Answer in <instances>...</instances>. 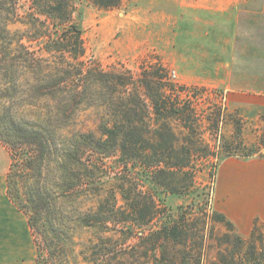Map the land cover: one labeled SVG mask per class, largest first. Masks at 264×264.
<instances>
[{
  "label": "rangeland",
  "instance_id": "374dc122",
  "mask_svg": "<svg viewBox=\"0 0 264 264\" xmlns=\"http://www.w3.org/2000/svg\"><path fill=\"white\" fill-rule=\"evenodd\" d=\"M80 14L87 65L138 74L147 66L161 64L172 81L185 86L182 95L192 100L200 121L202 146L196 150L199 156L188 193H170L145 181V188L155 194L164 214L148 231L184 217L190 238L182 247L197 250L203 246L204 264L230 252L238 254L236 260L242 264H264V219L256 216L244 227L226 213V197L220 194L225 161L264 158V0H123L116 9H101L84 1ZM9 106L7 100L2 101L4 116L9 114ZM22 108H14L15 119L37 120L34 108L30 107L34 112L21 113ZM95 112L84 107L76 126L96 131L99 117ZM176 132L180 135L177 146L182 147L186 132L181 126ZM69 133L50 137L51 148L32 167L12 156L15 164L9 196L29 221V202L42 190L55 225L51 232L53 254L46 252L32 231L34 256L24 264H101L89 247L101 236L111 235L82 225L77 217L80 212L96 210L107 196L114 185L118 159L116 155H94L96 161L88 163V154L66 153ZM204 147L211 154L207 158L202 157ZM79 158L85 165L74 164ZM92 172H99L95 184L80 188L83 179L93 177ZM116 194L122 203L121 195ZM220 215L232 223L231 229ZM232 233L240 236L243 245L233 237L225 238ZM151 256L155 262L160 254Z\"/></svg>",
  "mask_w": 264,
  "mask_h": 264
},
{
  "label": "trees",
  "instance_id": "16d2710c",
  "mask_svg": "<svg viewBox=\"0 0 264 264\" xmlns=\"http://www.w3.org/2000/svg\"><path fill=\"white\" fill-rule=\"evenodd\" d=\"M84 1L101 9H116L123 2L0 0V105L4 100L10 104L7 116L5 108L0 109V142L27 167L39 162L40 155L51 148L50 137H62L66 131L70 132L64 145L66 153L88 154V163L96 161L94 155H116L119 167L113 171L114 185L96 210L80 212L77 217L82 225L111 234L101 236L89 247L98 263L204 264L203 246L197 250L182 247L190 238L184 217L148 231L164 214L155 194L145 188L147 181L170 193H188L199 156L196 150L202 146L195 106L183 97L185 86L172 81L161 64L147 66L138 74L124 68L104 71L98 64L87 65L78 15ZM18 105L23 107L21 113L34 112L30 107L34 108L37 120L15 119ZM86 106L99 117L96 131L76 126ZM179 126L186 132L182 147L177 146ZM210 155L204 147L202 157ZM85 162L79 158L74 164ZM97 174L83 179L80 188L89 189ZM42 192L34 193L35 198L29 202V224L37 241L41 240L51 255L55 225ZM219 217L230 229L233 227L224 215ZM232 237L243 245L239 235H225L228 240ZM153 254L155 262L151 261ZM50 255L47 259L52 260ZM236 255H220L212 264H242Z\"/></svg>",
  "mask_w": 264,
  "mask_h": 264
},
{
  "label": "crops",
  "instance_id": "0c3cea01",
  "mask_svg": "<svg viewBox=\"0 0 264 264\" xmlns=\"http://www.w3.org/2000/svg\"><path fill=\"white\" fill-rule=\"evenodd\" d=\"M12 158L9 147L0 142V264H24L35 249L29 221L8 194ZM220 194L226 197V213L244 227L256 216L264 219V158L225 161Z\"/></svg>",
  "mask_w": 264,
  "mask_h": 264
}]
</instances>
